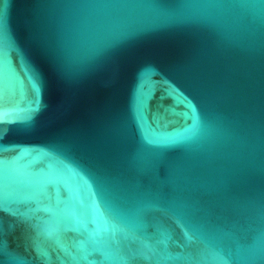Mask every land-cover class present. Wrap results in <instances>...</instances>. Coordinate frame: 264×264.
<instances>
[{
  "label": "water",
  "instance_id": "1",
  "mask_svg": "<svg viewBox=\"0 0 264 264\" xmlns=\"http://www.w3.org/2000/svg\"><path fill=\"white\" fill-rule=\"evenodd\" d=\"M0 264H264V0H0Z\"/></svg>",
  "mask_w": 264,
  "mask_h": 264
}]
</instances>
